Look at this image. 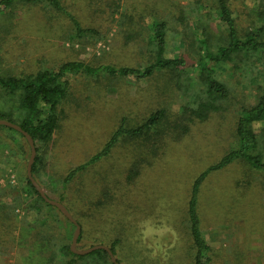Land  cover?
<instances>
[{
  "label": "rangeland",
  "instance_id": "rangeland-1",
  "mask_svg": "<svg viewBox=\"0 0 264 264\" xmlns=\"http://www.w3.org/2000/svg\"><path fill=\"white\" fill-rule=\"evenodd\" d=\"M229 5L242 36L261 8L256 0H229ZM59 6L60 11L46 2L12 0L0 7V77L52 71L67 62L92 67L89 74L80 71L67 77L64 116L39 170L48 198L60 201L63 196V203L73 210L79 209L83 198H96L103 188L111 190L95 236L93 228L79 250L88 244L109 246L116 240L115 257L122 264H191L187 209L195 182L206 174L198 185L195 213L206 242L216 252L212 264H264V170L246 160L210 170L237 148L239 112L264 89V53L243 51L236 61L238 70L232 65L214 66V76L228 89V97L218 102L221 110L194 123L161 156L145 162L148 165L133 182H126L134 158L128 146L114 147L97 162L88 161L110 141L122 118L137 124L160 106L178 113L198 89V75L182 72L176 88L164 74L137 80L107 77L103 70L149 65L154 60L149 28L157 18L166 22L164 56H182L190 64L198 60L201 31L208 32V48L214 52L226 27L212 0H60ZM79 29L96 33L82 36ZM17 102V92L0 86V112L16 123L21 118ZM253 129L258 146L249 153H263L260 162H264V131L259 123ZM29 154L15 131L0 126V205L16 215H11L10 228L0 233L4 240L0 264H46L29 227L35 224V215L16 203ZM80 165L86 168L75 170ZM48 214L62 231L70 229L60 215Z\"/></svg>",
  "mask_w": 264,
  "mask_h": 264
},
{
  "label": "trees",
  "instance_id": "trees-1",
  "mask_svg": "<svg viewBox=\"0 0 264 264\" xmlns=\"http://www.w3.org/2000/svg\"><path fill=\"white\" fill-rule=\"evenodd\" d=\"M27 2H46L57 10H62L59 6L60 0H26ZM258 9L256 20L250 19L248 27L242 36L238 35L236 22L232 17L229 0H212V5L218 11V18L225 25V38L220 37L222 43L215 45V51L211 52L208 48V32L203 29L197 47L198 60L188 63L182 56L166 58L164 56V46L166 39V22L159 20L149 29L152 32L150 36V45L153 46L154 60L141 69L130 67L113 68L105 67L103 73L107 77L134 79L153 78L155 74H164L169 82H173L178 88L181 73L189 71L197 72L198 89L194 92L190 100L181 105L178 113L170 112L165 106H160L153 112L149 113L140 123L132 124L127 118L121 119V124L117 131L113 133L110 141L104 146L101 152L95 154L88 162H97L101 158L107 157L114 147L128 146L132 151V163L129 165L126 175V182H133L139 175L143 166L148 165L145 162H153L161 156L166 146L170 142L179 141L186 136L191 126L196 122H205L210 115L219 112L221 109L218 102L228 97L226 85L214 76V66L220 64L232 65L233 70H238L236 61L243 51H260L264 53V0H256ZM12 0H1L0 7L10 5ZM201 7H199L200 9ZM198 9V10H199ZM198 22V21H197ZM198 23L201 24L199 21ZM197 23V25H198ZM261 25V26H260ZM198 27H200L198 25ZM79 34H94L92 30H80ZM216 39V38H215ZM218 40V39H217ZM218 41V43H219ZM92 70L90 65L83 62L63 63L56 70H40L35 74H29L22 77H0V86L10 90L12 93L17 92L18 102L17 111L21 118L18 123L5 118V114L0 112V120H7L18 125L33 139L36 156L32 165V176L42 188L41 176L39 170L42 168L43 155L46 154L53 141V137L60 128L63 119L62 104L66 101L69 93V75H75L78 72L89 74ZM171 86H169L170 88ZM239 119L236 123L235 139L238 141L236 149L227 152L222 159L210 170H218L229 165L233 161L246 160L253 167L264 170V162H260L263 153L251 155L250 153L257 148V135L253 129L254 124L259 123L264 131V89H259L255 96V101L247 108H242L239 112ZM131 123V124H130ZM6 127V126H3ZM9 128V127H6ZM11 129V128H9ZM13 130V129H12ZM15 131V130H13ZM16 132V131H15ZM261 132V136L262 133ZM25 142L22 134L16 132ZM27 144V142H26ZM28 146V144H27ZM29 149V146H28ZM30 151V149H29ZM250 152V153H249ZM246 163V162H242ZM85 165H80L75 170L83 171ZM70 172V174H72ZM206 174L200 176L195 182L192 196L189 201L187 214L189 216V232L191 236L190 254L192 257L191 264H212V257L216 254L206 242L203 232L199 226V220L196 209V194L201 179ZM25 184L22 187V195L18 197L16 203L23 205L27 212H33L35 215V224L29 225L33 230V238L38 242V251L46 257V264H112L107 252L104 250H95L87 255H76L70 250L71 236L74 231V225L67 221L66 218L55 208L47 204L38 194L31 182L25 176ZM70 178L66 177L64 182H69ZM43 189V188H42ZM44 191V190H43ZM109 188H103L99 195L83 198L79 209L73 210L71 204L63 203V196H60V202L69 211L72 219L80 226V234L77 239V248L84 239L88 238L93 230V237L96 233L98 216L101 210L110 204ZM46 194V193H45ZM47 196V194H46ZM48 197V196H47ZM6 205H0V233L6 232L10 228L8 222L11 218L16 217L12 209ZM73 210V211H72ZM49 211H54L62 220L70 225L66 232L56 226L55 218L49 221ZM48 215V216H47ZM51 217V215H50ZM52 224H51V223ZM59 226V224H58ZM12 229V228H11ZM31 232V233H32ZM31 235V234H30ZM85 239V240H86ZM4 241L0 238V242ZM116 240L107 247L111 250L114 257L116 254ZM4 243H0L2 245ZM92 247L94 245H85ZM116 258V257H115ZM117 263L122 264L116 258Z\"/></svg>",
  "mask_w": 264,
  "mask_h": 264
},
{
  "label": "water",
  "instance_id": "water-1",
  "mask_svg": "<svg viewBox=\"0 0 264 264\" xmlns=\"http://www.w3.org/2000/svg\"><path fill=\"white\" fill-rule=\"evenodd\" d=\"M0 126H6L9 127L13 130H15L16 132L22 134L29 146L30 149V154H29V158L27 161V165H26V176L28 178V180L31 182L32 186L36 189V191L38 192V194L40 195V197L49 205L54 206L55 208H57V210L66 218L67 221L71 222L74 225V231L72 234V238H71V243H70V250L71 252H73L76 255H87L95 250H104L105 252H107L110 262L112 264H119L116 261V258L114 257L113 253L111 252V250L109 249V247L104 246V245H94L90 248L87 249H83V250H79L77 249V239L79 237L80 234V226L76 223V221H74L71 216V214L69 213V211L66 209V207L61 204L58 201H54L51 200L50 198H48L45 194V192L43 191V189L41 188V186L36 182V180L33 178L31 170H32V165L36 156V150H35V145H34V141L33 139L29 136V134H27L25 131H23L18 125L11 123L7 120H0Z\"/></svg>",
  "mask_w": 264,
  "mask_h": 264
}]
</instances>
